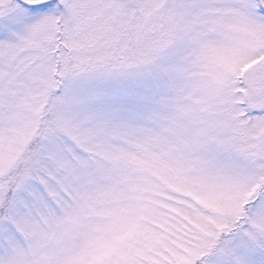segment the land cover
<instances>
[{
	"label": "rangeland",
	"instance_id": "rangeland-1",
	"mask_svg": "<svg viewBox=\"0 0 264 264\" xmlns=\"http://www.w3.org/2000/svg\"><path fill=\"white\" fill-rule=\"evenodd\" d=\"M256 47L258 0H0V264H264Z\"/></svg>",
	"mask_w": 264,
	"mask_h": 264
},
{
	"label": "flooded vegetation",
	"instance_id": "flooded-vegetation-1",
	"mask_svg": "<svg viewBox=\"0 0 264 264\" xmlns=\"http://www.w3.org/2000/svg\"><path fill=\"white\" fill-rule=\"evenodd\" d=\"M8 2H18L17 0H1ZM264 48L256 47L251 52L254 64L255 60H260L262 62L257 63L259 67L264 70ZM248 66V65H247ZM252 82V81H251ZM248 85V88L239 84V88L237 86L236 91H238L236 104L238 107L237 114L240 117L241 123L239 126L235 128L237 132L242 134L248 133L251 135H255L257 137V145L261 146V138L264 141V80H256L254 84ZM224 87H232V84L226 82ZM236 87V86H235ZM240 103V104H239ZM247 125V126H246ZM263 136V137H262ZM264 144V143H263ZM254 156L257 161L261 159V150L257 148L254 152Z\"/></svg>",
	"mask_w": 264,
	"mask_h": 264
},
{
	"label": "water",
	"instance_id": "water-1",
	"mask_svg": "<svg viewBox=\"0 0 264 264\" xmlns=\"http://www.w3.org/2000/svg\"><path fill=\"white\" fill-rule=\"evenodd\" d=\"M19 1L24 3V4H26V5H32L33 4V3H31V2H29L27 0H19ZM43 1H45V0H43ZM260 2H261V5L264 6L263 3H262V0H260Z\"/></svg>",
	"mask_w": 264,
	"mask_h": 264
}]
</instances>
